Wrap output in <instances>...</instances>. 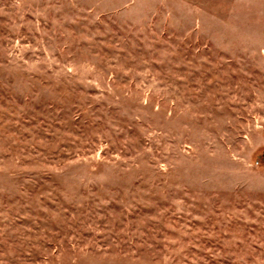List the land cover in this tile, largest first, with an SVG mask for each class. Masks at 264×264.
Instances as JSON below:
<instances>
[{
    "label": "rangeland",
    "instance_id": "obj_1",
    "mask_svg": "<svg viewBox=\"0 0 264 264\" xmlns=\"http://www.w3.org/2000/svg\"><path fill=\"white\" fill-rule=\"evenodd\" d=\"M0 264H264V0H0Z\"/></svg>",
    "mask_w": 264,
    "mask_h": 264
}]
</instances>
